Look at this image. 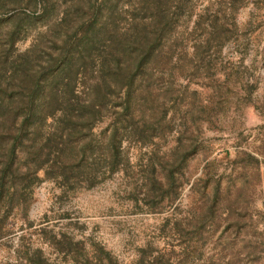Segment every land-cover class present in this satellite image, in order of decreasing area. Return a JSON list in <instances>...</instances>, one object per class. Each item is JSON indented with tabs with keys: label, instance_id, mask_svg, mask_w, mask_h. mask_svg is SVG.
Returning a JSON list of instances; mask_svg holds the SVG:
<instances>
[{
	"label": "rangeland",
	"instance_id": "374dc122",
	"mask_svg": "<svg viewBox=\"0 0 264 264\" xmlns=\"http://www.w3.org/2000/svg\"><path fill=\"white\" fill-rule=\"evenodd\" d=\"M16 1L0 264H264V0Z\"/></svg>",
	"mask_w": 264,
	"mask_h": 264
},
{
	"label": "trees",
	"instance_id": "16d2710c",
	"mask_svg": "<svg viewBox=\"0 0 264 264\" xmlns=\"http://www.w3.org/2000/svg\"><path fill=\"white\" fill-rule=\"evenodd\" d=\"M9 1V0H8ZM7 0H0V12L6 6ZM16 3L17 1L14 0ZM46 93L41 99L37 101H30L25 104L26 114L22 119L19 129L22 131L24 128L38 129L42 127L46 116L53 106L52 94L49 91V84L43 86ZM46 91V92H45ZM0 92L4 95L6 90L0 87ZM53 102V103H52ZM24 108L17 100H12L9 97H5V100L0 98V131L12 130L17 127V116L19 113H23ZM2 140V139H0ZM5 143L0 142V193H7L9 189H13L15 182L20 177H27L36 173L37 168L32 163H29L27 153L22 159H17L13 150L6 149ZM11 156V157H10ZM6 158V160H4ZM0 194V195H1Z\"/></svg>",
	"mask_w": 264,
	"mask_h": 264
}]
</instances>
